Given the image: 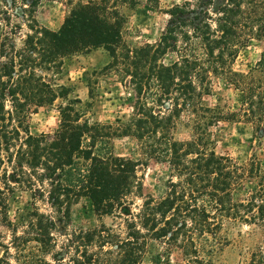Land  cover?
<instances>
[{
    "label": "trees",
    "instance_id": "obj_1",
    "mask_svg": "<svg viewBox=\"0 0 264 264\" xmlns=\"http://www.w3.org/2000/svg\"><path fill=\"white\" fill-rule=\"evenodd\" d=\"M147 1L158 5V0ZM39 2L0 0L7 27L10 16L18 20L0 40V225L12 233L9 245L0 239V264H11L10 258L15 264H139L150 241L178 250L180 264H212L225 242V225L264 227L260 163L252 158L238 165L209 149L206 138L215 122L237 117L254 134L264 130V60L247 73L232 70L251 40H264V0L175 5L165 12L159 41L134 49L122 41V9L137 0L77 2L56 31L35 19ZM22 25L27 33L16 47ZM99 48L111 59L104 71L117 73L133 92L128 121L89 123L73 100L59 107L55 131L31 135L28 118L34 109L68 101L70 89L52 79L64 60ZM169 52L177 60L166 65ZM211 77L228 81L241 94L237 113L226 117L201 110ZM184 114L193 116L190 137L179 140L175 134ZM121 137L135 139L143 156L167 166L162 197L144 195L134 164L114 154L113 140ZM247 178L256 186L237 198ZM16 186L50 209L28 212L20 235L8 218V195ZM81 199L91 203L97 217L121 220L123 236L120 228L104 224L61 234L59 226L68 225ZM136 200L141 204L134 206ZM245 264H264V253L252 252Z\"/></svg>",
    "mask_w": 264,
    "mask_h": 264
},
{
    "label": "rangeland",
    "instance_id": "obj_2",
    "mask_svg": "<svg viewBox=\"0 0 264 264\" xmlns=\"http://www.w3.org/2000/svg\"><path fill=\"white\" fill-rule=\"evenodd\" d=\"M97 0H40L35 19L40 26L56 31L72 7L77 3H91ZM193 0H158L153 7L147 0H137L132 7H124L122 13L126 23L122 29V41L129 49L146 44H156L163 33L167 15L165 12L175 5H181ZM22 19H19V22ZM18 20L10 16V24L0 16V40L3 34L10 32ZM23 23V22H22ZM27 29L24 25L14 37L16 47L22 45ZM260 59L264 60V40H251L236 58L232 70L237 73H247ZM177 60L173 52L163 58V63L169 65ZM108 53L99 48L84 54L66 58L59 75L52 76L56 85L70 89L68 101L56 100L52 105L34 109L28 118L29 132L33 136L49 134L60 124L59 107L69 101L78 100L76 109L83 119L89 123L113 124L119 119L127 122L131 116L134 95L127 82H121L120 76L104 67L110 63ZM241 94L226 80L211 77L208 92L201 100V110H212L214 114L228 116L237 113L241 106ZM193 116L184 114L177 127L176 139L186 140L190 137L191 120ZM209 149L217 155L226 156L238 165L244 166L254 158L264 172V130L254 134L250 124L238 117L215 122L206 130ZM114 154L122 157L136 168V175L143 185V194L160 198L166 191L169 170L165 164L148 159L142 155L137 141L131 137H121L113 140ZM255 179H245L237 190V198H243L248 191L255 188ZM141 204L135 201L134 206ZM134 206L131 208L135 211ZM37 208L40 212L50 213L49 206L43 202L34 201L28 190L16 186L8 195V218L20 235L26 223L28 212ZM114 227L123 236L121 220L116 217H97L91 203L81 199L71 209L70 220L66 227L59 226L61 234L64 231L92 230L99 225ZM12 233L0 225V239L9 245ZM61 236V235H60ZM225 242L216 250L212 264H245L252 252L261 250L264 253V227L262 225L227 224L223 229ZM62 238V237H59ZM10 253L14 256V251ZM3 249L0 248V256ZM181 254L176 249H170L162 242L150 241L139 264H180ZM11 264H15L12 258Z\"/></svg>",
    "mask_w": 264,
    "mask_h": 264
}]
</instances>
